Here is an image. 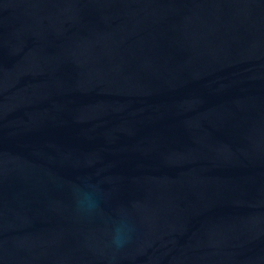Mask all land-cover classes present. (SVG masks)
<instances>
[{
    "label": "water",
    "instance_id": "water-1",
    "mask_svg": "<svg viewBox=\"0 0 264 264\" xmlns=\"http://www.w3.org/2000/svg\"><path fill=\"white\" fill-rule=\"evenodd\" d=\"M0 264H264V0H0Z\"/></svg>",
    "mask_w": 264,
    "mask_h": 264
},
{
    "label": "clouds",
    "instance_id": "clouds-1",
    "mask_svg": "<svg viewBox=\"0 0 264 264\" xmlns=\"http://www.w3.org/2000/svg\"><path fill=\"white\" fill-rule=\"evenodd\" d=\"M71 194L74 208L78 214L90 216L101 211L100 195L101 189L98 184L88 178L82 179L79 183H72ZM134 225L127 215L119 213L118 218L112 220L110 229V243L115 249L124 248L131 239Z\"/></svg>",
    "mask_w": 264,
    "mask_h": 264
}]
</instances>
